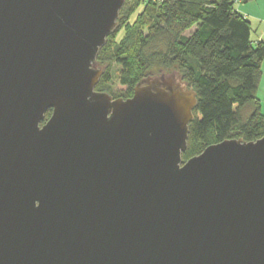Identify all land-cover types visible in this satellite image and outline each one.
Returning <instances> with one entry per match:
<instances>
[{"label": "water", "instance_id": "obj_1", "mask_svg": "<svg viewBox=\"0 0 264 264\" xmlns=\"http://www.w3.org/2000/svg\"><path fill=\"white\" fill-rule=\"evenodd\" d=\"M124 2L0 0V264H264V136L183 162L177 72L95 91Z\"/></svg>", "mask_w": 264, "mask_h": 264}, {"label": "trees", "instance_id": "obj_2", "mask_svg": "<svg viewBox=\"0 0 264 264\" xmlns=\"http://www.w3.org/2000/svg\"><path fill=\"white\" fill-rule=\"evenodd\" d=\"M235 1L147 0L137 15L141 21L122 40L127 47L103 56L119 27L120 10L118 26L97 56L105 67L97 92H105L102 85L111 80L108 66L100 61L119 67L118 82L126 94L118 98H129L134 85L147 75L171 73L170 69L195 91L197 104L183 162L227 139L254 142L264 136L257 97L264 40H251L250 24L235 11Z\"/></svg>", "mask_w": 264, "mask_h": 264}, {"label": "rangeland", "instance_id": "obj_3", "mask_svg": "<svg viewBox=\"0 0 264 264\" xmlns=\"http://www.w3.org/2000/svg\"><path fill=\"white\" fill-rule=\"evenodd\" d=\"M147 0H125L124 5L121 9L120 13V20H119V27L117 31L109 38L107 48L105 50L106 54L110 53V56L112 55V50H114L117 47L125 48L128 45V42L122 43V40L124 37L128 36L130 32L135 30V23H139L141 21L140 18H138V12L142 7L144 6V3ZM258 25V24H257ZM264 26H260V30H262ZM194 28L184 33L185 36H189ZM142 33H145L144 30H142ZM264 40V39H263ZM110 59L109 55L107 56V59ZM108 59V60H109ZM101 65H106L109 68L111 80L110 82L103 84L102 89L103 91L107 92L114 98L122 97L124 94H126V88L119 85L118 82V72L119 67H117L114 63L110 61H100ZM173 69L168 70V72H172ZM158 74V73H157ZM153 74V75H157ZM264 78V76H263ZM259 97L261 101H264V79L261 83V90H259ZM246 112V111H245Z\"/></svg>", "mask_w": 264, "mask_h": 264}, {"label": "crops", "instance_id": "obj_4", "mask_svg": "<svg viewBox=\"0 0 264 264\" xmlns=\"http://www.w3.org/2000/svg\"><path fill=\"white\" fill-rule=\"evenodd\" d=\"M234 8L238 14L249 22L251 40L254 43L262 41L264 39V27L260 30V26H264V0H236ZM261 72L262 76L257 91V97L261 105V114L264 117V101H261L259 97V90H261V83L264 79V60L261 65Z\"/></svg>", "mask_w": 264, "mask_h": 264}, {"label": "flooded vegetation", "instance_id": "obj_5", "mask_svg": "<svg viewBox=\"0 0 264 264\" xmlns=\"http://www.w3.org/2000/svg\"><path fill=\"white\" fill-rule=\"evenodd\" d=\"M49 116H50V112H48V113L45 115V119H44V121H43L41 124H44V122L49 118Z\"/></svg>", "mask_w": 264, "mask_h": 264}]
</instances>
